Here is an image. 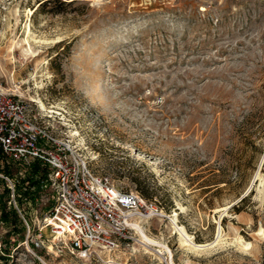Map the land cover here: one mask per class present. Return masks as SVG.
Returning <instances> with one entry per match:
<instances>
[{
	"label": "rangeland",
	"instance_id": "rangeland-1",
	"mask_svg": "<svg viewBox=\"0 0 264 264\" xmlns=\"http://www.w3.org/2000/svg\"><path fill=\"white\" fill-rule=\"evenodd\" d=\"M43 1L0 0V91L49 114L117 185L142 194L138 178L167 216L133 221L178 264H264V0ZM17 202L29 232L0 222V264H164L137 241L57 250L49 227L36 246L41 203ZM175 210L199 243L225 214L250 251L185 252Z\"/></svg>",
	"mask_w": 264,
	"mask_h": 264
},
{
	"label": "built area",
	"instance_id": "built-area-1",
	"mask_svg": "<svg viewBox=\"0 0 264 264\" xmlns=\"http://www.w3.org/2000/svg\"><path fill=\"white\" fill-rule=\"evenodd\" d=\"M34 163L38 165L35 172ZM28 175L37 180L32 201L41 203L40 213L35 214L41 222L33 239L36 246L42 244L43 228L49 227L57 239L55 249L67 248L82 258L97 254L100 246L113 248L137 241L144 247L133 220L167 216L155 200L124 189L98 172L91 158L78 151L49 114L0 91V183L9 189L8 203L25 222L27 233L28 219L16 200V184ZM24 183L34 188L27 180ZM25 244L29 246L27 239ZM155 254L167 262V253Z\"/></svg>",
	"mask_w": 264,
	"mask_h": 264
},
{
	"label": "bare ground",
	"instance_id": "bare-ground-1",
	"mask_svg": "<svg viewBox=\"0 0 264 264\" xmlns=\"http://www.w3.org/2000/svg\"><path fill=\"white\" fill-rule=\"evenodd\" d=\"M19 93L22 95L23 92L18 89ZM43 109H46L45 105L42 103L41 104ZM50 113H59L56 110H50ZM73 134H77V132L72 133L70 136ZM227 210V208H224ZM134 213H131L130 215H133ZM178 211L175 210L173 215H170V224L171 227L175 230V233L178 235V240L180 242V247L184 249V251L187 253H196L200 251H210L212 249H215L216 247L222 246V245H227V244H233L237 245L242 250L245 251H250V244L242 237H235L236 239L234 241H229V238L226 237V234L224 233V228L222 225V218L225 214L222 213L219 219H217V230L215 237L207 242H202L199 243L194 239V236L190 234L185 226L180 225L178 222ZM142 215V214H140ZM141 217V216H140ZM139 218V217H138ZM133 226L136 229L137 234L139 235V242L142 243L147 249L149 250H154L156 253L161 252L160 257H163V253H167V262L165 264H178L175 261V253L171 249L169 245L166 243L156 239L155 237L150 236L146 230L143 228V226L140 224L139 221H133ZM260 233H264V229L260 228L259 230Z\"/></svg>",
	"mask_w": 264,
	"mask_h": 264
},
{
	"label": "trees",
	"instance_id": "trees-1",
	"mask_svg": "<svg viewBox=\"0 0 264 264\" xmlns=\"http://www.w3.org/2000/svg\"><path fill=\"white\" fill-rule=\"evenodd\" d=\"M46 1H48V3L53 2V3L65 5V3H69L73 0L69 2H66L65 0H45L39 3L38 7L41 6ZM37 169H38V165L34 163L33 171L35 172ZM25 180H27L30 185H33L34 188H29L27 184L24 183ZM135 180L137 181L139 185L138 188L141 191V193L146 197H150L148 195V192L144 190L142 186L140 185L141 181L138 178H136ZM36 184H37V180L32 175H28L27 177L21 179L20 182L16 184V191L18 194L16 196L17 197L16 199L19 202L24 199L33 200L37 192V189H38ZM8 199H9V189L5 185H3L2 187H0V222L11 224L12 225L11 230L13 229L19 230L23 227L22 226L17 227L16 224L20 222L21 220L17 214L16 209L12 206V204H8ZM6 243H8V241ZM4 249H6V247H4ZM3 256H4L3 254H0V257H3Z\"/></svg>",
	"mask_w": 264,
	"mask_h": 264
}]
</instances>
